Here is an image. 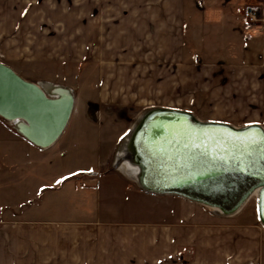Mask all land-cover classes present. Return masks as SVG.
Segmentation results:
<instances>
[{
  "label": "rangeland",
  "instance_id": "1",
  "mask_svg": "<svg viewBox=\"0 0 264 264\" xmlns=\"http://www.w3.org/2000/svg\"><path fill=\"white\" fill-rule=\"evenodd\" d=\"M143 1L148 0H0V39L9 46L0 48V61L14 65L23 75L33 73L34 82L51 80L69 87L75 104L66 131L49 151L36 150L33 143L23 145L10 140L0 131V147L7 148L9 154L8 160L2 161V169L0 167V210L10 205L8 216L16 208L18 220L22 219L19 215L24 210H27L26 216L38 219H64L87 211L94 213V209L101 207L103 214L112 218L154 221L161 217L163 210H154L151 201L172 194L143 190L122 168L127 155L116 160L133 123L151 109H181L203 121L218 117L222 120L219 122L236 127L251 124L264 127L263 107L255 105L260 92L224 89V77L228 74L221 67L216 71L218 90H198L178 82L176 90L159 92L153 88L155 84L145 82V75L131 74L132 71L117 80V83L128 84V90L134 86L132 91L106 87V69H132L137 73V69L143 67L131 68L130 65L138 61L130 56H136L138 50L142 52L143 45H147L149 33L136 17L137 4ZM160 1L179 3L182 0ZM94 2L104 6L101 13L105 17L93 19L96 26L90 27L89 7ZM203 3L204 0H190L197 8ZM239 14L246 22L243 11ZM187 24L186 20L185 43L191 36L192 25ZM192 51L195 61L197 52ZM32 55L34 59L28 58ZM188 68L186 75L190 78L192 73L200 71ZM181 70L178 68V72ZM230 76L234 77V72ZM231 94L233 98L227 99ZM240 110L249 116L238 117L244 113ZM15 127L19 130L18 123ZM73 184L95 198L76 192ZM236 214L247 222L255 220L264 228L258 214L257 192Z\"/></svg>",
  "mask_w": 264,
  "mask_h": 264
},
{
  "label": "crops",
  "instance_id": "2",
  "mask_svg": "<svg viewBox=\"0 0 264 264\" xmlns=\"http://www.w3.org/2000/svg\"><path fill=\"white\" fill-rule=\"evenodd\" d=\"M148 1L137 4L136 13L143 30L149 33L147 45L136 56H130L138 60L130 64L131 68L143 67L137 73L112 66L111 71L106 69L105 85L109 90L132 91L134 86L128 90V84L117 83L119 76L129 71L145 75V82L155 84L153 88L159 92L176 90L178 82L198 90H218L216 71L221 67L228 74L224 77V89L260 92L255 105L263 107L264 114V27L261 30V25L245 24L239 14L253 4L264 17V0H204L201 8L191 5L190 0ZM103 7L97 2L90 4V27L96 26L93 19L105 17L101 13ZM186 20L187 25H192L188 43L184 37ZM5 47L8 44L0 39V48ZM193 49L197 52L195 61ZM7 65L34 82L32 71H27L32 74L26 76L14 65ZM188 67L200 71L190 78L186 75ZM178 68L182 70L178 72ZM232 72L234 77L230 76ZM43 82L67 87L51 80ZM226 98L232 99L233 95ZM74 110L75 104L72 114ZM239 112L244 113L238 117L249 116L245 111ZM209 121L222 120L217 117ZM0 131L10 140L32 144L13 122L2 116ZM34 146L36 150L52 148ZM6 149L0 147L1 164L9 158ZM3 166L0 165L1 169ZM73 189L95 198L89 191L76 189L74 184ZM151 202L154 210H163L154 221L112 218L98 206L95 214L87 211L64 219H38L26 216L24 210L18 220V210L14 208L8 216L11 207L6 204L0 210V264H264V228L255 220L247 222L237 214L222 215L204 204L175 195L154 198Z\"/></svg>",
  "mask_w": 264,
  "mask_h": 264
},
{
  "label": "water",
  "instance_id": "3",
  "mask_svg": "<svg viewBox=\"0 0 264 264\" xmlns=\"http://www.w3.org/2000/svg\"><path fill=\"white\" fill-rule=\"evenodd\" d=\"M45 84L24 79L0 61V116L21 119L19 131L40 148L50 147L71 116L74 95L51 98ZM21 123V122H20ZM128 160L140 168L145 191L172 194L236 214L258 191L264 225V127L203 121L190 111L151 109L131 132Z\"/></svg>",
  "mask_w": 264,
  "mask_h": 264
},
{
  "label": "bare ground",
  "instance_id": "4",
  "mask_svg": "<svg viewBox=\"0 0 264 264\" xmlns=\"http://www.w3.org/2000/svg\"><path fill=\"white\" fill-rule=\"evenodd\" d=\"M43 84H45V89L47 90L46 93L49 97L51 98H56V97H63V93L65 89H69L68 87H63V86H59V85H55L52 83H48V82H43ZM73 110V109H72ZM150 111V110H149ZM145 112L144 114H142L133 124L131 130H130V134L131 132H133L139 125V123L143 120V118L146 116V114L149 112ZM72 114V113H71ZM73 115V114H72ZM71 117V116H70ZM72 118V117H71ZM71 118H69L68 123L65 127V129L63 130L62 134L59 136V138L53 143L56 144L58 142V140L62 137V135L64 134V132L66 131ZM9 120V119H8ZM11 122H15V124L18 123L19 128L20 129H24L25 127H28L27 123L25 121H22L21 119H15V120H9ZM21 122V123H20ZM24 127V128H23ZM130 134L127 136V138L125 139L124 143H123V147H122V152H120L117 156L116 160H119L121 157H123L124 155H127L129 152V139H130ZM52 144V145H53ZM51 145V146H52ZM135 161L132 160H127L123 165L122 168L124 169L125 173H127L128 175L131 176V178L133 179H138V176L140 174V168L137 164L134 163ZM218 213L220 214H224L221 211L217 210ZM226 215V214H225Z\"/></svg>",
  "mask_w": 264,
  "mask_h": 264
},
{
  "label": "built area",
  "instance_id": "5",
  "mask_svg": "<svg viewBox=\"0 0 264 264\" xmlns=\"http://www.w3.org/2000/svg\"><path fill=\"white\" fill-rule=\"evenodd\" d=\"M243 17L246 20L247 24H249L251 26H260L261 25V30L263 29L264 25L262 26V23L264 22V17L262 16V14H261V12L257 6L249 5L247 8H245L243 10ZM56 98H58V97H56ZM257 193H258V191H257Z\"/></svg>",
  "mask_w": 264,
  "mask_h": 264
},
{
  "label": "trees",
  "instance_id": "6",
  "mask_svg": "<svg viewBox=\"0 0 264 264\" xmlns=\"http://www.w3.org/2000/svg\"><path fill=\"white\" fill-rule=\"evenodd\" d=\"M259 10H260V8H258ZM81 174H83V175H88V174H90V173H88V172H81Z\"/></svg>",
  "mask_w": 264,
  "mask_h": 264
},
{
  "label": "snow or ice",
  "instance_id": "7",
  "mask_svg": "<svg viewBox=\"0 0 264 264\" xmlns=\"http://www.w3.org/2000/svg\"><path fill=\"white\" fill-rule=\"evenodd\" d=\"M57 183H60V181H57Z\"/></svg>",
  "mask_w": 264,
  "mask_h": 264
}]
</instances>
